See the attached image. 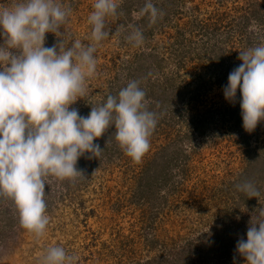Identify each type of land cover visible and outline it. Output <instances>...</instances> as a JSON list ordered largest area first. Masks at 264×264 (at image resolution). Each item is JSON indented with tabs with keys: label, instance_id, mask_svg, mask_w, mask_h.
Returning a JSON list of instances; mask_svg holds the SVG:
<instances>
[{
	"label": "rangeland",
	"instance_id": "obj_1",
	"mask_svg": "<svg viewBox=\"0 0 264 264\" xmlns=\"http://www.w3.org/2000/svg\"><path fill=\"white\" fill-rule=\"evenodd\" d=\"M251 1L264 12V0H222L220 4L216 0H185V5L174 8L184 14L174 16L169 10H161L163 16L150 25L147 16L134 14L145 0H121L119 14L106 20L110 38L95 53L97 66L115 65L111 75L97 72L95 77L102 74L100 77L107 79L102 93L117 81L136 78L140 82L147 107L157 118L150 149L140 163H134L116 142L113 126V131H108L112 132L110 136L100 137L102 143L95 142L104 149L99 157L90 158L86 153L78 160L77 169L83 170L85 177L71 181L70 190L61 187L63 182H54L56 178H47L53 184L52 199L47 203L50 222L42 238L20 227L12 201L0 205V210L11 209L18 216L0 218L6 221L0 222V264H39L41 253L50 246H62L70 254L75 253L77 264H145L159 259L163 250L168 255L162 258L169 264H225L224 224L215 225L228 212L225 190L220 188L233 183L236 175L247 168L241 138L244 131L233 123L241 111L242 97L238 89L236 103L226 101L223 87L229 75L225 74V66L230 60L242 63L239 52L255 46L256 34L264 43L263 29L256 24L246 27L243 34L238 31L237 22L245 11L248 13ZM14 2L0 0V5ZM59 2L72 9L61 30L65 32L60 37L65 46L77 39L90 43L87 18L94 0ZM224 11L235 17L226 28L225 18L219 21ZM199 20L211 26L210 37H204L196 28ZM120 25L125 26L124 31H119ZM128 25L145 34L141 47L126 41L131 31ZM214 25L220 26L218 31ZM48 35L54 34H46L45 43ZM54 39L57 43L55 35ZM130 67L135 71L130 73L132 76L126 75ZM231 113H235L233 119ZM256 129L249 133L248 141L252 146H264V121ZM147 175L157 177L145 189ZM164 176L171 177L166 184L162 183ZM263 196L254 209L264 205ZM239 211L241 214L236 213L228 221L235 228L259 220L257 213L245 206ZM152 217L150 226L148 220ZM120 233L129 236L128 245L124 246ZM152 237L158 240L153 249ZM126 250L133 254L129 256ZM233 255L234 262L227 263L246 264L243 256Z\"/></svg>",
	"mask_w": 264,
	"mask_h": 264
},
{
	"label": "clouds",
	"instance_id": "obj_2",
	"mask_svg": "<svg viewBox=\"0 0 264 264\" xmlns=\"http://www.w3.org/2000/svg\"><path fill=\"white\" fill-rule=\"evenodd\" d=\"M121 0H94L87 23L90 43L74 40L65 46L63 26L72 13L59 0H16L0 5V198L11 200L19 215L20 227L35 238L45 235L50 222L44 199L46 181H74L85 177L77 169L86 153L99 157L103 150L97 139L114 126L120 148L134 163H140L150 149V136L156 113L147 107L146 93L137 80L128 81L118 95H108L98 106H90L88 116L72 107L88 95V81L97 75L95 55L102 42L110 38L106 20L117 16ZM147 16L150 25L163 16L152 0L134 13ZM125 37L133 47L144 44L140 28L127 26ZM125 26L120 25L119 31ZM57 43L45 47L46 34ZM242 63L228 76L223 94L240 108L243 128L256 129L264 121V43L239 52ZM249 198H258L252 182L237 186ZM259 219L250 222L247 239L240 238L236 251L246 264H264V208ZM78 256L62 246H50L39 264H77Z\"/></svg>",
	"mask_w": 264,
	"mask_h": 264
},
{
	"label": "trees",
	"instance_id": "obj_3",
	"mask_svg": "<svg viewBox=\"0 0 264 264\" xmlns=\"http://www.w3.org/2000/svg\"><path fill=\"white\" fill-rule=\"evenodd\" d=\"M216 1H218L219 4L222 3V0H216ZM184 2H185V0H157V2L153 3V4L161 10L171 11L174 16H178V15L181 16L182 14H184V13H182L181 9L177 10L175 12L174 8H177L178 5H185ZM127 6H128V4L124 5L122 7V9L123 10L127 9ZM247 7H249L248 13H246V11H245V13H243V15L241 16V20L237 22L239 34H243L244 29L246 27L250 26L251 24L258 25L260 27L259 28L260 30L263 29L262 33L264 34V12L262 11L261 7H259V5H257L255 2H252V1H251V3L247 4ZM195 9H198V7L197 6L194 7L192 9V11L195 12ZM170 13H168V14H170ZM74 17L79 18L78 15H75ZM222 17L225 18V21H226L225 22V28L227 26L232 25L233 20H235V17L233 15H231V13H229L228 11L227 12L224 11L222 13V15L220 16V20H219L220 22H222V20H223ZM205 21L199 20L196 28H198V31H200L204 37H210L211 34H210L209 30H211V26H209ZM137 22H139V21H135L136 24H137ZM182 24H184V23H182ZM215 27H216V31H218L217 28H219L220 26L214 25L213 28H215ZM144 36H145V34H144ZM213 36L215 38V34L212 35V37ZM260 40H261V38L259 39L258 34H256V38L254 41H257V42H256L255 46L261 43ZM55 43L56 42L54 39V35H48V37L46 39L45 47L48 45H54ZM111 64L110 65H108V63L100 64L99 66H97V72H100V73L106 72L109 75H111V71H112L115 63L113 66ZM238 66H239V64L237 62L230 60L229 62H227L226 66H225L226 67L225 74L229 75V73ZM133 71H134L133 68L130 67L127 71L128 74H126V75L132 76V74H130V73H135V71L134 72ZM100 76H99V78L94 77L88 81V86H87L88 87V95L84 98L85 100H78L76 102V104H74L72 106V107H75L79 110V113L81 116H85V117L88 116L90 114V111H91L90 106H98L100 103H102L103 101L106 100L108 95H110V94L114 95V96L118 95L119 90L122 89L123 87H125L128 83V81L124 82V83H122L121 81H117L116 85L113 83L108 91L102 93V88L105 86L107 79L102 78ZM127 78L130 79V77H127ZM135 79L136 78H133V80H135ZM234 116H235V113H231L230 117L232 119ZM233 123H234V127L240 126V127H242L241 129L244 131V133L241 134V138H243L242 141H243L244 147H245L244 148V155H245V160H246L245 165L247 166V168H244L242 170V172H239L236 175V178L233 181V183H231L230 185L227 183V184H225V187L220 188V189L225 190V201L227 202L226 204H228V206H227L228 212L225 214V216H223L220 219V221L216 222L215 225H220V224L225 225V226L223 225V232L225 233V264H229L227 262H234L233 253L239 255V253L236 251L237 242L240 238H244L245 240L247 239L248 224L250 223V222L249 223L245 222L243 228L242 227L235 228L233 225H230L228 223V221H230L231 217L234 216L236 213L241 214V211H239V208L242 206H245V207H247L248 210H251V211H254V213H257V219H261V218L259 217L258 211H256V210L258 208H264V205H262V204L258 205L257 209L253 208V206L257 204L258 200L261 199V197H260L261 194L264 193V146H257L256 147V146H252L249 143L248 140H249V137H251V134H249V132L245 131V129L243 128L241 111L238 113V115L236 114V117H234ZM256 130H254V131L256 132ZM108 131H113V127L110 128ZM108 131L105 133L104 136H106V134H108ZM110 133H112V132H110ZM110 133L108 134V136H110ZM263 135H264V131H263ZM256 137L258 140V136H256ZM98 140L99 139L94 141V143L98 142ZM100 142L102 143V139L99 140V143ZM155 177H157V175H154V176L152 175L151 178H148V175H147V183L148 184H146L147 188L145 187V189H148L150 187V185L153 184L154 181L156 182ZM52 179H54V177ZM170 179H171V177L168 178V177L164 176V178L162 179V183L166 184L167 182L170 181ZM56 180L57 179H55L53 181L55 182ZM61 182H63V185L61 187L66 188V190H70V182H71L70 180H64ZM157 182H160V180H157ZM228 182H230V181H228ZM245 182H252L256 186V188L260 192V196L258 198H249L246 193L238 190L237 186L241 185ZM183 183H184V177L182 180V184ZM52 185L53 184L51 182H48V180L46 181L45 197H44L46 204L50 203V199H52V195H51ZM140 197H141V194H140ZM262 198L264 199V196ZM10 201L11 200H8L5 198H0V205H2L5 202H10ZM263 204H264V202H263ZM2 217L14 219L15 217H18V216H15L14 211H11V209L2 208L0 210V218H2ZM153 218L154 217H152L148 220V223L150 226L153 224ZM240 218H242V217L240 216ZM1 221H5V220H0V222ZM215 229L216 228H214V230ZM212 231H213V228H212ZM2 233H3V230L0 227V234H2ZM120 234H119V236H120L119 238H121V240L122 239L125 240L124 246L128 245L131 242L129 239V236L128 235L126 236L124 233H120ZM152 241L153 242L151 243L150 247H152V249H153L155 247V245L157 244L158 240L156 239V237H152ZM189 244H190V241H189ZM126 251L129 254V256L131 254H133L132 253L133 251H130V250H126ZM163 255H168V253L165 252V250H163L162 253L158 256L159 259H157V260L151 259L152 261H146L145 264H169L168 260L166 258H162ZM176 261H180V259H176ZM138 264H139V262H138Z\"/></svg>",
	"mask_w": 264,
	"mask_h": 264
}]
</instances>
